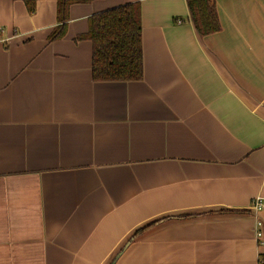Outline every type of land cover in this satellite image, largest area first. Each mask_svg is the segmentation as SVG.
<instances>
[{
    "label": "crops",
    "instance_id": "0c3cea01",
    "mask_svg": "<svg viewBox=\"0 0 264 264\" xmlns=\"http://www.w3.org/2000/svg\"><path fill=\"white\" fill-rule=\"evenodd\" d=\"M58 1L0 0V264H264V0L204 36L187 0L76 2L51 40ZM129 2L144 78L96 81L79 36Z\"/></svg>",
    "mask_w": 264,
    "mask_h": 264
},
{
    "label": "trees",
    "instance_id": "16d2710c",
    "mask_svg": "<svg viewBox=\"0 0 264 264\" xmlns=\"http://www.w3.org/2000/svg\"><path fill=\"white\" fill-rule=\"evenodd\" d=\"M89 0H59L60 24L50 39L64 36L67 30L69 9L73 3ZM189 20L202 36L220 30L215 0H187ZM33 10V7H30ZM79 38L93 44L92 75L96 81H136L144 78L141 5L129 2L95 13L89 17V29ZM153 225V224H152ZM151 225L138 229L142 234Z\"/></svg>",
    "mask_w": 264,
    "mask_h": 264
},
{
    "label": "built area",
    "instance_id": "2783aa9c",
    "mask_svg": "<svg viewBox=\"0 0 264 264\" xmlns=\"http://www.w3.org/2000/svg\"><path fill=\"white\" fill-rule=\"evenodd\" d=\"M252 208L257 211V212H260L262 210H264V199L258 197L256 199L253 200L252 202ZM261 224V221L258 220V224H257V227H258V230H257V236L260 237L261 236V231L259 230V226Z\"/></svg>",
    "mask_w": 264,
    "mask_h": 264
}]
</instances>
